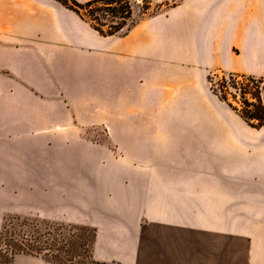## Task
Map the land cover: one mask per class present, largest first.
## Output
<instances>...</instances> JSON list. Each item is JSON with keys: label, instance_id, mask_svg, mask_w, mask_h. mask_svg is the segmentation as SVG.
Here are the masks:
<instances>
[{"label": "crops", "instance_id": "1", "mask_svg": "<svg viewBox=\"0 0 264 264\" xmlns=\"http://www.w3.org/2000/svg\"><path fill=\"white\" fill-rule=\"evenodd\" d=\"M211 74L264 79V0H182L122 37L0 0V182H62L99 263L264 264V141L196 123Z\"/></svg>", "mask_w": 264, "mask_h": 264}, {"label": "rangeland", "instance_id": "2", "mask_svg": "<svg viewBox=\"0 0 264 264\" xmlns=\"http://www.w3.org/2000/svg\"><path fill=\"white\" fill-rule=\"evenodd\" d=\"M180 1L182 0H129L133 20L135 21L163 13ZM104 23H106V26L103 27V30L107 31L111 23L107 20ZM223 76L211 74L208 76L207 81L203 83V101L196 103L202 117L201 119L197 118L196 123L208 121L209 124H220L223 121L221 116L223 118L230 117L238 121L247 131L255 134L258 140L263 142L264 126L261 128L249 126L212 93L211 88L219 91V84L224 78ZM176 95L178 96V93ZM228 98L234 106H239L238 100L233 99L231 96ZM165 104H169V102H160L159 109L152 111L154 116H143L145 110L141 108L131 109L129 112L139 114L141 123L149 120L156 122L157 117L155 115H159L160 121H162L161 119L164 117L162 106ZM249 150L262 153L264 152V143L258 141L256 148ZM8 183L0 182V231L2 226L6 224L8 228L14 229L16 237L27 235L41 238L45 254L60 253L63 255L66 253L71 258L75 257V264H86L94 229L78 226L64 220L65 215L63 212L65 207L67 209L71 208V198L54 195L70 192V190L64 189L62 182L57 185V181L53 182V187H42L38 181H16L12 182L10 186H8ZM23 257L35 256L20 254L15 259Z\"/></svg>", "mask_w": 264, "mask_h": 264}, {"label": "trees", "instance_id": "3", "mask_svg": "<svg viewBox=\"0 0 264 264\" xmlns=\"http://www.w3.org/2000/svg\"><path fill=\"white\" fill-rule=\"evenodd\" d=\"M64 8L74 12L82 21L88 23L103 37L125 36L139 21L133 20L132 8L129 0H92L79 3L76 0H55ZM110 22L108 30L104 31L105 21ZM219 84V91L211 88L213 94L235 112L251 127L264 126V79L239 75H224ZM229 96L238 100L239 106L229 102ZM14 229L3 225L0 231V264L13 262L17 255L41 257L54 264H75V257L68 254H45L41 238L23 235L16 237ZM95 237L90 241L89 258L86 264H105L96 262L92 256V245ZM115 264V263H111Z\"/></svg>", "mask_w": 264, "mask_h": 264}, {"label": "built area", "instance_id": "4", "mask_svg": "<svg viewBox=\"0 0 264 264\" xmlns=\"http://www.w3.org/2000/svg\"><path fill=\"white\" fill-rule=\"evenodd\" d=\"M103 132H104V134H107L108 135V129L106 127L104 128V131Z\"/></svg>", "mask_w": 264, "mask_h": 264}]
</instances>
